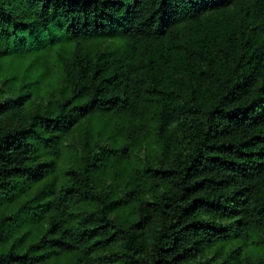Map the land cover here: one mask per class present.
Segmentation results:
<instances>
[{
	"label": "trees",
	"instance_id": "trees-1",
	"mask_svg": "<svg viewBox=\"0 0 264 264\" xmlns=\"http://www.w3.org/2000/svg\"><path fill=\"white\" fill-rule=\"evenodd\" d=\"M0 264H264V0H0Z\"/></svg>",
	"mask_w": 264,
	"mask_h": 264
},
{
	"label": "rangeland",
	"instance_id": "rangeland-1",
	"mask_svg": "<svg viewBox=\"0 0 264 264\" xmlns=\"http://www.w3.org/2000/svg\"><path fill=\"white\" fill-rule=\"evenodd\" d=\"M96 47H104L106 45V42L105 41H97L95 43Z\"/></svg>",
	"mask_w": 264,
	"mask_h": 264
}]
</instances>
